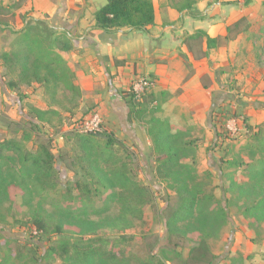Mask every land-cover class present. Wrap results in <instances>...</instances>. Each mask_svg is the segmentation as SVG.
Instances as JSON below:
<instances>
[{
  "label": "rangeland",
  "instance_id": "374dc122",
  "mask_svg": "<svg viewBox=\"0 0 264 264\" xmlns=\"http://www.w3.org/2000/svg\"><path fill=\"white\" fill-rule=\"evenodd\" d=\"M164 1L176 7L196 8L192 3L198 0ZM213 1L217 0H207L206 7ZM27 3L28 0H0L10 12L6 19L13 30H22L30 24V9L20 12ZM80 7L78 4V9ZM76 10L70 13L72 17ZM249 15L246 14L235 30L233 40L210 52L214 61L210 64L211 99L205 107L208 124H198L190 106V112L184 114L186 125L182 128L171 125L176 130L190 131L196 142V169L193 179L187 181L188 188L198 189L203 201L212 196L206 201L207 210L222 208L227 220L193 231L180 224L177 234L171 236L166 220L168 207L175 205V191L155 173V154L145 123L152 108L146 105L145 117L131 120L136 128L141 127L145 162L142 151L129 143L120 130L119 121L110 114L105 104L107 88L101 93V86L97 84L93 89L81 90L69 67L79 93L71 92L66 97L59 91L53 95L46 93L38 83L12 90L7 81L15 77L14 72L9 71L0 58V140L19 139L23 129L30 131V125L24 120L38 123L39 129L33 128L31 139L24 141L25 151H34L38 133L51 137L57 182L52 191L39 189L36 182L31 189L11 185L7 197L0 198V264H60L62 243L73 251L74 245L88 239L94 241V246L109 250L114 264H146L151 260L164 264H209L206 248L215 255L212 264H264V210L252 208L264 193V184L247 181L243 160H248V155L241 149L251 132L246 125L252 130L260 127L264 132V2L256 15ZM40 17L47 22L51 18L47 13H41ZM50 26L55 34L64 32L57 23ZM21 43V33L13 34L6 27L0 28V54ZM149 92L139 99L133 98L134 101L145 108ZM99 102H104L103 109ZM123 102L129 114L125 99ZM125 106L118 107L121 116ZM96 108L103 111L98 110L102 118L105 115L103 130L108 136L104 133L82 135L90 138V145L84 147L78 137L80 134L71 127L75 120ZM38 110L43 111L39 120ZM158 115L164 117L162 110ZM110 136L117 142L107 143ZM232 160L240 164L231 166ZM116 172L122 174L124 181H115L111 187L117 195L115 198L91 194L92 188L101 187L100 174L111 181ZM89 189L91 199L84 206L83 201L89 199L86 193ZM79 206H83L84 211ZM35 214L43 217V230L36 229ZM58 225H61L60 232L56 231ZM87 225H90L89 230L82 227ZM204 240L206 248L196 247Z\"/></svg>",
  "mask_w": 264,
  "mask_h": 264
},
{
  "label": "trees",
  "instance_id": "16d2710c",
  "mask_svg": "<svg viewBox=\"0 0 264 264\" xmlns=\"http://www.w3.org/2000/svg\"><path fill=\"white\" fill-rule=\"evenodd\" d=\"M250 1L244 0V4L246 5ZM20 6L17 8H20ZM8 13L10 12L7 6L0 4V28L5 29L6 27L13 34L21 33L22 38L20 46L9 51H3L0 54L2 63L15 75L14 78L7 81L8 88L13 90L20 85L30 86L32 83H38L43 86L46 93L51 92L53 95L59 91L66 97L71 92L79 93L78 87L73 83V75L67 62L57 53V50L68 51L72 48V41L67 34L64 32L55 34L54 28L46 20L39 18H30V24H27L22 30H13L9 27L6 19ZM11 15L13 19V14ZM244 20L245 17H241L228 25L224 36L210 37L206 32L197 30L184 36L182 43L186 45L195 59L206 57L209 50L223 47L233 40L236 35L235 30ZM153 23L154 6L152 0H106V3L94 13V27L106 31L119 28L145 29ZM232 33L234 34L231 35ZM205 77L208 78V76ZM119 93L128 104L129 121L144 118L146 111H148L146 110L147 106L152 108L151 114L145 123L155 154V173L158 179L166 182L175 191L174 198H176L175 205L167 209V211L170 209L166 220V227L170 236L177 234L176 231L181 227L180 224L190 227V230L193 231L204 227H213L226 221V212L222 208L215 211L207 210L206 201L211 200L212 196L203 201L199 197L198 189L188 188L187 181L190 178L193 179V172L196 169L197 146L195 140L190 136V131L187 129H173L168 118L158 115L162 110V101L169 94L165 91H160L157 94L149 92L147 95L148 101L145 103V108H143L142 104L134 101V93L131 88L120 90ZM42 114L43 111L38 110L37 120L40 119L39 117ZM24 121L30 125V131L23 129L19 139L7 138L0 140V198L7 197L8 187L11 185L31 189L33 183L36 182L39 189L50 191L57 187L53 167L56 155L51 145L52 139L51 137H43L38 133L39 138L34 151L26 152L24 141L31 139L33 128L37 130L39 125L32 120ZM246 129H251V132L245 145L241 147V149L247 151L248 155V160H243L244 172L247 174L248 182L264 184V132L260 127L257 130H252L246 125ZM97 133H104L108 136V132L102 129L99 132L78 133L80 134L78 137H81L82 145L88 147L90 138H84L82 135ZM114 142H117L115 138L111 136L107 138V143ZM88 154L86 157L89 159L91 152ZM58 157L65 161L62 155L59 154ZM87 158L84 159L88 161ZM229 164L238 166L240 163L232 160ZM121 176L120 172H116L112 175L110 181L100 174L101 187L92 188L93 192L91 194L98 195L100 193V195H107L106 199L115 198L116 193L111 187L115 181H124ZM90 191L91 189L86 191L89 199L83 201L84 206L89 204ZM104 202L106 201L104 200ZM253 205V209L264 210V193L255 200ZM78 208L84 211L83 206ZM33 223L36 229H44L43 217L39 214L34 215ZM86 223L88 222H82L81 224ZM90 225L82 227L89 230ZM56 231H61V225L56 227ZM85 246L87 248H84ZM205 246V240L198 242L196 245L200 248ZM73 248L74 250L70 251L67 244L62 243L60 245V264L115 263L110 251L94 246L93 240L88 239L79 242ZM206 253H208L209 264H212L215 255L208 248H206ZM233 261L235 263L237 260L234 259ZM183 263H186L185 260H183ZM146 264L164 263L159 260H151Z\"/></svg>",
  "mask_w": 264,
  "mask_h": 264
},
{
  "label": "crops",
  "instance_id": "0c3cea01",
  "mask_svg": "<svg viewBox=\"0 0 264 264\" xmlns=\"http://www.w3.org/2000/svg\"><path fill=\"white\" fill-rule=\"evenodd\" d=\"M263 2L251 0L248 6L243 0H217L206 7L207 0H198L192 3L196 8H189L185 5L176 7L164 0H152V25L145 29L108 31L94 27V13L106 0H28L20 12L29 8V17L39 19H42L41 13H47L51 16L48 18L51 23L60 25L71 39L72 48L58 50V53L74 72L75 83L81 90L93 89L97 84L101 86V93L107 88L105 104L109 106L110 114L117 118L124 137L142 151L147 162L141 127L136 128V124L129 121L128 109L119 91L129 89L136 76L149 77L153 80L150 92L165 91L169 94L162 101L161 109L173 127L186 125L184 114L190 112V106L195 112L194 120L200 125L208 124L205 107L211 99L210 64L214 59L210 52L217 48L209 50L206 57L195 59L182 40L197 30L210 37L224 36L228 25L246 14H250L249 17L256 15ZM78 4L81 5L79 9ZM74 8L77 12L72 17L70 13ZM15 17L18 18L17 15ZM98 104L101 108L105 106L104 102ZM120 105L125 106L123 116L118 111ZM101 108L96 109L102 113Z\"/></svg>",
  "mask_w": 264,
  "mask_h": 264
},
{
  "label": "built area",
  "instance_id": "2783aa9c",
  "mask_svg": "<svg viewBox=\"0 0 264 264\" xmlns=\"http://www.w3.org/2000/svg\"><path fill=\"white\" fill-rule=\"evenodd\" d=\"M153 86V80L146 76H136L131 82L134 98L139 99ZM103 129V118L97 109L92 110L87 116L75 120L71 130L76 133L99 132Z\"/></svg>",
  "mask_w": 264,
  "mask_h": 264
}]
</instances>
